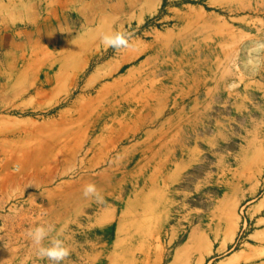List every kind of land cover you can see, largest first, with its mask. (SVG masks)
Returning <instances> with one entry per match:
<instances>
[{
    "label": "rangeland",
    "instance_id": "1",
    "mask_svg": "<svg viewBox=\"0 0 264 264\" xmlns=\"http://www.w3.org/2000/svg\"><path fill=\"white\" fill-rule=\"evenodd\" d=\"M17 2L0 0V264L27 263L29 228L4 214L43 190L81 200L64 264H211L256 243L264 0H89L32 22ZM117 31L131 47L102 44Z\"/></svg>",
    "mask_w": 264,
    "mask_h": 264
},
{
    "label": "crops",
    "instance_id": "2",
    "mask_svg": "<svg viewBox=\"0 0 264 264\" xmlns=\"http://www.w3.org/2000/svg\"><path fill=\"white\" fill-rule=\"evenodd\" d=\"M88 1L89 0H20L21 4L18 5V2L16 4L15 19L32 22L34 21L35 17H47V15L56 12L57 8H61L74 2L80 4V6L76 8V11H83L87 6ZM78 196L80 198V194H74L73 199ZM59 197L62 199L63 194H53L46 190L23 193L19 196L18 203L13 205L15 207L10 208L14 212H9L8 210L4 214L5 226H8L7 222L14 220V227H18V222H20V219L22 224L24 223L22 228H33L41 224L46 225L48 224L47 220L54 217L50 211L52 208H55V212L58 214L56 218L58 221H60L59 223H56L55 226L57 230L64 228L63 220L69 221L72 218L71 214L79 211L81 200H73V202H69L68 200L65 202L60 200ZM253 209H259V211L264 209V195H262V197H260L259 200L253 204ZM38 210L40 211L39 213L42 214V218L38 219L37 225H35V222L37 221H25L26 218L24 214L37 212ZM254 220L256 225L259 226V228L255 229L254 234L256 243L252 244L249 241L240 243L241 247L239 249L234 250L222 258L215 259L211 264H242L245 257L254 254L256 251L258 252L259 248H264V214L260 213V215H256ZM29 245L32 252L23 258L25 261L27 260L26 264H28V260L33 261L35 264H49L47 260H41L34 254L35 247L32 245L31 241L29 242ZM226 248L227 243H221L218 247V253L225 251ZM254 264H264V256H261Z\"/></svg>",
    "mask_w": 264,
    "mask_h": 264
},
{
    "label": "clouds",
    "instance_id": "3",
    "mask_svg": "<svg viewBox=\"0 0 264 264\" xmlns=\"http://www.w3.org/2000/svg\"><path fill=\"white\" fill-rule=\"evenodd\" d=\"M101 42L106 48L120 50L131 47L130 36L125 32H114L102 34ZM256 51L264 50V42H256ZM83 196L94 200L96 203H103L104 198L94 183H88L83 188ZM64 228L57 230L54 224H41L29 228L26 232L27 238L35 247V255L41 260H47L49 264H64V261L71 255L70 248L61 237ZM47 242V243H45Z\"/></svg>",
    "mask_w": 264,
    "mask_h": 264
},
{
    "label": "trees",
    "instance_id": "4",
    "mask_svg": "<svg viewBox=\"0 0 264 264\" xmlns=\"http://www.w3.org/2000/svg\"><path fill=\"white\" fill-rule=\"evenodd\" d=\"M234 248H236V246Z\"/></svg>",
    "mask_w": 264,
    "mask_h": 264
}]
</instances>
